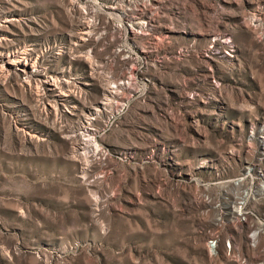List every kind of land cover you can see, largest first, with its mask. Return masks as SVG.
Returning <instances> with one entry per match:
<instances>
[{"label":"rangeland","instance_id":"rangeland-1","mask_svg":"<svg viewBox=\"0 0 264 264\" xmlns=\"http://www.w3.org/2000/svg\"><path fill=\"white\" fill-rule=\"evenodd\" d=\"M1 37L0 264H264V0H0Z\"/></svg>","mask_w":264,"mask_h":264},{"label":"built area","instance_id":"built-area-1","mask_svg":"<svg viewBox=\"0 0 264 264\" xmlns=\"http://www.w3.org/2000/svg\"><path fill=\"white\" fill-rule=\"evenodd\" d=\"M95 4L97 3L92 2V5H89V4L87 5H89L88 6L89 9H91V7ZM124 10L126 13H129V10H132V9H128V10L124 9ZM129 28L130 26H128V32H129ZM122 83H125V82H122ZM125 84L129 85L128 83H125ZM230 212L231 213L229 214V217H230L229 222H231L232 224H236V225H244V224L248 225L245 214L242 212L240 206H234L232 210H230ZM221 216H227V213L226 212L221 213ZM223 220L224 219L222 217L218 218L216 220L218 222L217 226L223 225ZM259 233H260L259 229L258 230L250 229V231L248 232V241L251 247H254L256 245L257 237ZM206 247H207L208 252L211 254V256L216 257L220 253L227 260H230L234 262L235 264H249V262H247L245 259L235 254V244L233 243V245H231V242L229 239H227L226 241L224 240L221 241L219 240L218 236L211 235L206 240ZM257 264H261V263H257Z\"/></svg>","mask_w":264,"mask_h":264},{"label":"bare ground","instance_id":"bare-ground-1","mask_svg":"<svg viewBox=\"0 0 264 264\" xmlns=\"http://www.w3.org/2000/svg\"><path fill=\"white\" fill-rule=\"evenodd\" d=\"M134 22L136 24H139L138 29H143L145 27V23H143L142 20L138 19V20H134ZM130 29L132 31L134 28L130 26ZM77 34L79 36H88L90 34V31L87 30L86 27H82V28H79V32ZM1 38H0V45H1L2 41H4V39H3L4 37L2 39ZM32 50L33 49H27V51H25V52H32ZM20 72L24 76V78L29 79L30 77L33 76V66L29 65V64H24V68H22L20 70ZM121 89L130 90L129 85L122 83V82L115 83L113 86L108 87L109 96L107 97V95H106V97H107V98L105 97L106 101L109 100L110 98H113V96L115 97L117 95L118 91ZM98 106H100V105H98ZM96 112H99V111L97 109H94V114L93 113H89V114H90V116H93V115H95ZM84 131H86V129ZM92 131H93L92 129H89V128L87 129V131H86L87 136H83L84 137L83 140H85V141H84V143L81 144L82 147H85L86 145H90L92 143L93 136H94V133ZM258 133H260L261 135L257 138V141H258V143H259V145L262 148L263 153H264V129L263 128L258 129ZM244 170L249 172L250 167H248Z\"/></svg>","mask_w":264,"mask_h":264}]
</instances>
